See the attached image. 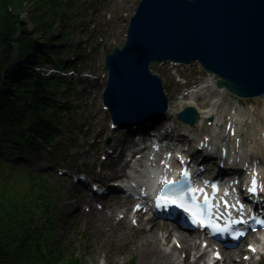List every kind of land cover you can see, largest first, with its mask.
Returning <instances> with one entry per match:
<instances>
[{
  "label": "trees",
  "instance_id": "obj_1",
  "mask_svg": "<svg viewBox=\"0 0 264 264\" xmlns=\"http://www.w3.org/2000/svg\"><path fill=\"white\" fill-rule=\"evenodd\" d=\"M47 5L42 0H0V144L24 136V118V123L28 118L37 120L45 106L44 79L18 78V68L9 64L15 50L20 58L32 51L35 34L48 27ZM25 10L34 25L30 34L21 17ZM23 202L24 194L17 187L0 190V264H44L36 255L37 245H31Z\"/></svg>",
  "mask_w": 264,
  "mask_h": 264
},
{
  "label": "rangeland",
  "instance_id": "obj_2",
  "mask_svg": "<svg viewBox=\"0 0 264 264\" xmlns=\"http://www.w3.org/2000/svg\"><path fill=\"white\" fill-rule=\"evenodd\" d=\"M25 18V16H24ZM63 200V199H62ZM60 234L64 235L67 231V226L63 222L59 226ZM67 235V234H65ZM128 239L115 238L116 246H111L110 239L102 240L101 236L96 239L94 233H88L89 243L94 244L93 256L88 257L87 260L90 264H138L139 256L136 251L132 249V245H125ZM125 245V246H124ZM124 246V247H123ZM135 256V257H134ZM146 264L148 261L146 260Z\"/></svg>",
  "mask_w": 264,
  "mask_h": 264
},
{
  "label": "snow or ice",
  "instance_id": "obj_3",
  "mask_svg": "<svg viewBox=\"0 0 264 264\" xmlns=\"http://www.w3.org/2000/svg\"><path fill=\"white\" fill-rule=\"evenodd\" d=\"M182 176H183L184 178H187V176H188L187 171H184V172L182 173ZM176 183H178V182H177V181H167V182H166V185H167V184H176ZM213 190H214V191L216 190V186H215V185H213ZM262 190H264V189H262ZM197 191L203 192V189H191V188L188 189V193H191V194H192V198H193L194 200L196 199V197H195V192H197ZM247 191H248L249 193H252V194H255L256 191H257V184H256L255 174L253 175V179H252V182H251V187H249V188L247 189ZM188 193H186V195H187ZM161 199H162V197H158V198H157V207L160 206V200H161ZM208 199H209L208 196L205 195V197H204V203H205V204L208 203ZM170 202L176 204L177 207H183V204H182V203H177L176 200H172V201H170ZM185 211H189V209H188V208H185ZM193 222H194V223L196 222L195 217L193 218ZM238 222H239V221H238ZM262 223H264V221H262ZM224 231H226V229H224Z\"/></svg>",
  "mask_w": 264,
  "mask_h": 264
},
{
  "label": "bare ground",
  "instance_id": "obj_4",
  "mask_svg": "<svg viewBox=\"0 0 264 264\" xmlns=\"http://www.w3.org/2000/svg\"><path fill=\"white\" fill-rule=\"evenodd\" d=\"M178 237H179V239L183 242V243H186L187 242V238L188 237H186V236H184V234H182V233H179L178 234ZM139 242H140V244H141V248L140 249H142L144 252L145 251H147L148 250V246L147 245H143L141 242H142V238L139 240ZM235 252V251H234ZM169 261V256H165V257H163L160 261H159V263L160 264H164V263H166V262H168ZM227 262L229 263L230 262V256H227Z\"/></svg>",
  "mask_w": 264,
  "mask_h": 264
}]
</instances>
